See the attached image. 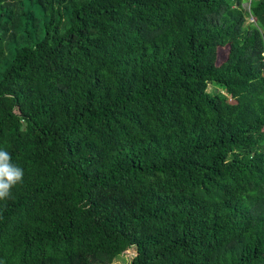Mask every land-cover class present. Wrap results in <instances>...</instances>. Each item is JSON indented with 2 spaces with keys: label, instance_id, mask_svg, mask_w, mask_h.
Wrapping results in <instances>:
<instances>
[{
  "label": "trees",
  "instance_id": "trees-1",
  "mask_svg": "<svg viewBox=\"0 0 264 264\" xmlns=\"http://www.w3.org/2000/svg\"><path fill=\"white\" fill-rule=\"evenodd\" d=\"M263 54L264 0H0V264H264Z\"/></svg>",
  "mask_w": 264,
  "mask_h": 264
},
{
  "label": "clouds",
  "instance_id": "clouds-1",
  "mask_svg": "<svg viewBox=\"0 0 264 264\" xmlns=\"http://www.w3.org/2000/svg\"><path fill=\"white\" fill-rule=\"evenodd\" d=\"M23 176V169L12 163L11 154L0 148V200L11 196L13 187L22 182Z\"/></svg>",
  "mask_w": 264,
  "mask_h": 264
},
{
  "label": "rangeland",
  "instance_id": "rangeland-1",
  "mask_svg": "<svg viewBox=\"0 0 264 264\" xmlns=\"http://www.w3.org/2000/svg\"><path fill=\"white\" fill-rule=\"evenodd\" d=\"M246 3H247V2H243L242 5L245 6ZM224 54H225V53L222 52V51H219V52H218L219 57L224 56ZM218 60H219V58H218ZM207 91H209V92H211V91H215V88H214L212 85L208 84V85H207ZM132 254H133V249H132V248H129V249H127L126 251H124V253H123L120 257H118V258H114V259H113V262H114L115 264H126L127 261L129 260V257H130Z\"/></svg>",
  "mask_w": 264,
  "mask_h": 264
},
{
  "label": "built area",
  "instance_id": "built-area-1",
  "mask_svg": "<svg viewBox=\"0 0 264 264\" xmlns=\"http://www.w3.org/2000/svg\"><path fill=\"white\" fill-rule=\"evenodd\" d=\"M262 63H263V66H264V54L262 56V59H261Z\"/></svg>",
  "mask_w": 264,
  "mask_h": 264
}]
</instances>
